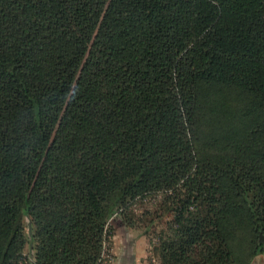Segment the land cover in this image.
Wrapping results in <instances>:
<instances>
[{
    "label": "trees",
    "instance_id": "1",
    "mask_svg": "<svg viewBox=\"0 0 264 264\" xmlns=\"http://www.w3.org/2000/svg\"><path fill=\"white\" fill-rule=\"evenodd\" d=\"M158 193L163 264L264 251V0H0V264L23 216L33 264H103Z\"/></svg>",
    "mask_w": 264,
    "mask_h": 264
},
{
    "label": "rangeland",
    "instance_id": "2",
    "mask_svg": "<svg viewBox=\"0 0 264 264\" xmlns=\"http://www.w3.org/2000/svg\"><path fill=\"white\" fill-rule=\"evenodd\" d=\"M162 198L163 196L158 193L136 200L127 211V218L132 219L131 224L125 223L120 216L112 218L107 226L111 237L106 242L104 255L107 259L106 264H163L160 251H156V248L165 237L172 233L170 230L172 214L167 211L162 212ZM22 224L24 238L27 242L25 241L20 254L19 263L33 264L31 255L33 252L28 243L29 229L26 216L22 217ZM175 227L176 224H173V228ZM253 239V232L246 228L236 232L232 242V251L237 261L244 258L246 250L253 247ZM248 264H264V251L254 255Z\"/></svg>",
    "mask_w": 264,
    "mask_h": 264
},
{
    "label": "built area",
    "instance_id": "3",
    "mask_svg": "<svg viewBox=\"0 0 264 264\" xmlns=\"http://www.w3.org/2000/svg\"><path fill=\"white\" fill-rule=\"evenodd\" d=\"M107 259H106V256H104V261H103V264H106Z\"/></svg>",
    "mask_w": 264,
    "mask_h": 264
},
{
    "label": "water",
    "instance_id": "4",
    "mask_svg": "<svg viewBox=\"0 0 264 264\" xmlns=\"http://www.w3.org/2000/svg\"><path fill=\"white\" fill-rule=\"evenodd\" d=\"M260 240L263 241L264 240V236H260Z\"/></svg>",
    "mask_w": 264,
    "mask_h": 264
}]
</instances>
